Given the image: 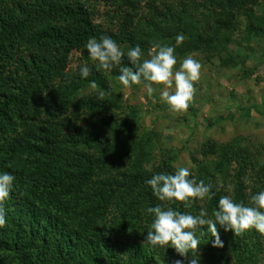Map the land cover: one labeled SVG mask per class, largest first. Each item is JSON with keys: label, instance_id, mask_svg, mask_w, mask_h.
<instances>
[{"label": "trees", "instance_id": "16d2710c", "mask_svg": "<svg viewBox=\"0 0 264 264\" xmlns=\"http://www.w3.org/2000/svg\"><path fill=\"white\" fill-rule=\"evenodd\" d=\"M260 1L0 0V173L15 176L3 205L6 225L0 228V264H82L80 259L93 257L95 264H118L120 252L90 236L96 229L125 230L137 220V227L131 226L134 235L118 246L130 253L127 264H164L165 254H178L170 246L138 243L153 220L146 209L168 206L145 197L148 186L137 178L138 164L129 160L141 151L136 138L127 133L132 132L125 117L130 106L114 89L121 85L119 68L132 66L126 55L130 48L139 45L142 59H147L159 43L174 47L176 70L184 58L204 49L202 39L219 36L213 18L218 12H229L231 22L241 14L245 31L239 40L257 42L256 36H264V13L255 10ZM178 34L185 36L179 45ZM102 36L112 38L125 52L121 65L110 71L93 69L85 48L90 75L81 77V63L74 71H65L73 50ZM223 39L228 43L229 36ZM247 47V55L258 53ZM228 51L226 45L219 52L226 53L222 65L247 67L246 55L231 57ZM111 139L122 145L123 155ZM216 143L211 138L203 141L193 162L194 179L211 182L214 195L193 201L190 208L174 203V210L196 215L204 208L211 217L221 196L245 203L248 194L233 176L249 165V153ZM214 153L215 164L209 158ZM231 156L237 168L230 176ZM154 168L156 173L165 172L163 165ZM250 186L251 194L264 190L262 182ZM217 229L223 247H213L210 234L196 233L198 250L207 258L201 264H264V235L255 229L239 236L220 225Z\"/></svg>", "mask_w": 264, "mask_h": 264}, {"label": "rangeland", "instance_id": "374dc122", "mask_svg": "<svg viewBox=\"0 0 264 264\" xmlns=\"http://www.w3.org/2000/svg\"><path fill=\"white\" fill-rule=\"evenodd\" d=\"M103 9L106 11L105 8ZM255 10L257 13H264L263 0L258 3ZM126 12H131L129 5H127ZM228 14L229 12L223 14L218 12L213 17L223 36L220 34L216 36L217 30L213 29L212 34L215 35L202 39L204 49L193 53L195 55L191 53L193 58L201 63L202 68L200 79L194 85L196 89L194 99L186 112L176 113L170 110L160 96L161 91L164 90L163 85H153L156 91L151 95L147 93L144 84L134 88H125L120 85L114 89L121 96L122 103L130 106L125 117L130 119L132 132L127 133L136 138L139 144L137 149L141 151V154L129 157L130 161L135 160L133 163L138 164L135 168L137 178L141 177L145 182L151 179L154 174H158L154 171L156 165H163L164 173L168 174H174L180 167H188L191 172L190 178H195L196 164L193 162L199 158V148L202 142L211 138L217 142V147L223 144L224 147L229 146V149L238 153L244 151L245 154L248 151L249 165L242 173L237 174L236 177L233 176L234 179L238 177L235 183L239 184L248 194L243 199L247 205L249 194L252 191L250 186L252 182L264 184V36H256L257 42L249 44L243 40L240 41L245 31V18L240 14L236 21L231 22V19L227 18ZM226 36H229L228 43L225 42L226 39H223ZM212 42L221 51L211 44ZM226 45L230 51L227 55L247 56L246 68L222 65V55L226 53L219 52H222V48ZM248 45L253 47V53L254 51L258 53L247 55ZM84 54V46L73 50L65 71H74L80 63L82 66H88ZM147 57L149 58V55ZM91 62L93 69L99 70L98 62L93 60ZM178 66L180 67V64ZM179 67L176 70H179ZM169 91L173 90L169 89ZM109 141L110 144L115 142L113 139ZM116 144L118 149L122 146L118 142ZM119 152L123 155L122 147ZM231 155H233L232 152ZM209 158L213 164L217 162L215 153ZM231 159L233 167L229 170L230 176L237 168L234 156H231ZM228 180L232 179L228 178ZM147 186L145 197L149 195L150 198L160 202L153 194L151 187L148 184ZM162 202L172 208L174 203H177ZM137 221H134L131 226L137 227ZM131 226L125 230L106 229L102 232L96 229L94 235L90 236V240L114 247L118 255L120 252L119 260L116 259L117 263L127 264L131 260L129 259L130 253L126 249L119 251L118 246L134 235ZM131 245L127 249H131ZM202 253L203 251L199 249L195 254L199 256V264L201 260L207 259ZM165 256L164 264H174L177 259H182L184 264H188V259L191 258L189 256L188 259H184L179 254L172 256L170 253ZM94 258L92 260L80 259V261L82 264H95ZM16 264L20 263L17 261Z\"/></svg>", "mask_w": 264, "mask_h": 264}, {"label": "clouds", "instance_id": "9594fccd", "mask_svg": "<svg viewBox=\"0 0 264 264\" xmlns=\"http://www.w3.org/2000/svg\"><path fill=\"white\" fill-rule=\"evenodd\" d=\"M185 40L183 34L176 36V44ZM85 48L93 61L98 62L97 67L103 70H112L121 65L125 52L110 37L102 36L99 40L90 38ZM173 46H165L156 43L149 52V58L142 59V50L139 45L130 48L126 55L131 67L119 68L118 80L125 88L132 85L144 84L147 93L151 95L156 91L153 85H163L161 99L176 113L186 112L192 103L196 89L195 83L199 81L201 63L189 55L180 63L179 70H175L177 58L174 55ZM82 78L90 75L88 66L79 69ZM92 82V87H95ZM172 89L173 91H169ZM11 167V165H9ZM191 177L188 167L178 168L174 174L158 173L146 181L153 194L160 201L180 202L184 208H190L193 201L210 198L213 185L211 182H199ZM15 176L11 173H0V228L6 225V212L4 202L9 198L13 189ZM214 195V193H211ZM146 212L153 217L150 228L139 244H147L152 247H172L180 257L188 259V264H199L198 253L200 236L210 234L213 237V247H223V242L217 229V225L225 231L231 230L235 236L242 235L248 230L255 229L264 235V190L251 194L249 203L235 202L230 195L221 196L217 209L209 217L206 209L201 208L199 213L193 215L187 212L174 210L172 207L156 205L148 207ZM207 232L203 231V229ZM174 264H184V260L177 259Z\"/></svg>", "mask_w": 264, "mask_h": 264}]
</instances>
